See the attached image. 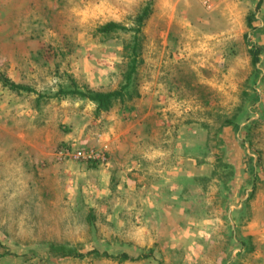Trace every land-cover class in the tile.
I'll list each match as a JSON object with an SVG mask.
<instances>
[{
  "label": "rangeland",
  "instance_id": "obj_1",
  "mask_svg": "<svg viewBox=\"0 0 264 264\" xmlns=\"http://www.w3.org/2000/svg\"><path fill=\"white\" fill-rule=\"evenodd\" d=\"M0 264H264V0H0Z\"/></svg>",
  "mask_w": 264,
  "mask_h": 264
},
{
  "label": "trees",
  "instance_id": "obj_2",
  "mask_svg": "<svg viewBox=\"0 0 264 264\" xmlns=\"http://www.w3.org/2000/svg\"><path fill=\"white\" fill-rule=\"evenodd\" d=\"M148 6H145L143 8V11L137 16L136 18V22H137V28L134 30V35H133V47L132 50L135 51L136 50V45H137V34L140 31V26H142L146 16L148 15ZM121 27H119V25L113 23V22H108L105 23L101 26H99L97 28V32L98 33H102V34H110L115 32L117 29H120ZM251 55V59L253 63H256L257 61V56H258V50L254 49L250 52ZM135 61H136V55H132L131 58V64L129 65V68L127 70V72L124 75V80L125 83L121 86L120 89L115 90V91H107V92H101V91H90V90H81L79 88H77L74 84H71L72 86L67 88V89H58V91H56L53 95H51L52 97H58L59 94H61L62 96H76L79 97L81 99H87L88 101H91L95 104L96 110L97 111H107L108 109H110V107L112 106L113 102L115 100H122L124 95H125V89L130 81V78L132 76V74L135 72ZM1 81L3 83V85L7 86L9 89L11 90H26V91H30L29 88L24 87L22 85L13 83L11 81H9L7 78H1ZM93 254H95V256H99V257H104L107 259H112V260H117L119 262H123V261H136L139 260L141 258H143L142 256H138V257H131L129 255H127L126 253H121V254H117V255H110L107 254L106 252H102V253H98L97 251H92ZM88 254V253H87ZM87 254H73L70 255L71 257H76L79 259L84 258L85 256H87Z\"/></svg>",
  "mask_w": 264,
  "mask_h": 264
},
{
  "label": "built area",
  "instance_id": "obj_3",
  "mask_svg": "<svg viewBox=\"0 0 264 264\" xmlns=\"http://www.w3.org/2000/svg\"><path fill=\"white\" fill-rule=\"evenodd\" d=\"M80 156H82V154L78 151V152H76V154H75V158H78V157H80Z\"/></svg>",
  "mask_w": 264,
  "mask_h": 264
}]
</instances>
